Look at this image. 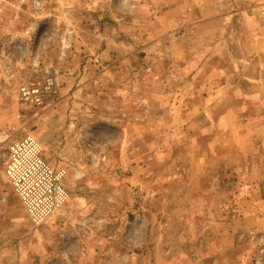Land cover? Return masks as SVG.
Instances as JSON below:
<instances>
[{"label":"rangeland","instance_id":"374dc122","mask_svg":"<svg viewBox=\"0 0 264 264\" xmlns=\"http://www.w3.org/2000/svg\"><path fill=\"white\" fill-rule=\"evenodd\" d=\"M0 264H264V0H0Z\"/></svg>","mask_w":264,"mask_h":264},{"label":"built area","instance_id":"2783aa9c","mask_svg":"<svg viewBox=\"0 0 264 264\" xmlns=\"http://www.w3.org/2000/svg\"><path fill=\"white\" fill-rule=\"evenodd\" d=\"M19 93L24 100H39L36 88L21 87ZM5 174L35 218L65 198L64 191L54 184L52 170L42 159L40 145L31 136L9 145Z\"/></svg>","mask_w":264,"mask_h":264}]
</instances>
